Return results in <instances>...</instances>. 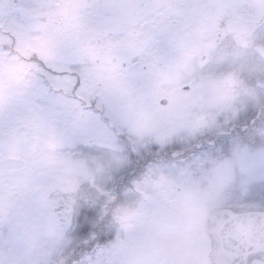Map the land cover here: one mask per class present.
Returning <instances> with one entry per match:
<instances>
[{
  "label": "rangeland",
  "instance_id": "374dc122",
  "mask_svg": "<svg viewBox=\"0 0 264 264\" xmlns=\"http://www.w3.org/2000/svg\"><path fill=\"white\" fill-rule=\"evenodd\" d=\"M165 2H119L135 17L130 32L106 35L99 0H0V20L26 5L19 33L0 32V264H60L83 245L54 209L61 199L77 211L83 199L114 202L108 193L130 170V148L149 154L169 137L191 145L250 108L261 118L264 0ZM35 52L45 61L70 53L95 77L112 113L103 130L72 105L59 122L40 112L8 120L36 86L21 57ZM249 137L146 171L113 208L114 244L88 247L77 264H198L225 208L261 209L264 135Z\"/></svg>",
  "mask_w": 264,
  "mask_h": 264
},
{
  "label": "trees",
  "instance_id": "16d2710c",
  "mask_svg": "<svg viewBox=\"0 0 264 264\" xmlns=\"http://www.w3.org/2000/svg\"><path fill=\"white\" fill-rule=\"evenodd\" d=\"M255 112V109L250 108L238 120L229 125L230 127L228 126L218 132L203 134L197 140L192 141L191 145L183 144L178 137H169L165 139V146H161L157 142L153 143L149 154L146 151L143 152L144 154L136 152L132 148L126 151L132 165L126 175L119 176L115 188L108 193V196L114 202L108 201L106 206L100 203L88 205L86 199H83L82 206L75 214L74 225L69 231L70 234L75 235L79 239L83 238V245L60 264H77L82 260H87L88 252L91 250L87 249L88 247L99 248L114 244L116 235L111 228L113 208L124 203L126 199L125 190L133 187L143 177L150 175L152 167L163 160H172V158L176 157L178 159L179 153L185 154V152L196 151L194 153L197 155V153L214 150L218 146L229 147L233 139V131L242 127L243 124L248 123V125H251L250 121L254 117ZM257 117L261 116L257 114ZM249 139L250 137L245 135L242 136L240 141L243 144H247ZM259 192L264 195V187Z\"/></svg>",
  "mask_w": 264,
  "mask_h": 264
},
{
  "label": "snow or ice",
  "instance_id": "6c2138e0",
  "mask_svg": "<svg viewBox=\"0 0 264 264\" xmlns=\"http://www.w3.org/2000/svg\"><path fill=\"white\" fill-rule=\"evenodd\" d=\"M23 3L18 5V15L0 20V32L10 39L19 33L25 23ZM39 71L32 95L13 112L8 120H14L30 112H40L47 119L59 122L63 119V106L72 105L87 111L93 124L103 130L111 119V109L101 103L96 89L95 77L81 67L77 60L65 53L52 61L36 58ZM115 134V128L110 129Z\"/></svg>",
  "mask_w": 264,
  "mask_h": 264
},
{
  "label": "flooded vegetation",
  "instance_id": "af4514ba",
  "mask_svg": "<svg viewBox=\"0 0 264 264\" xmlns=\"http://www.w3.org/2000/svg\"><path fill=\"white\" fill-rule=\"evenodd\" d=\"M121 1H134V0H99L98 9L100 10V19L106 21L103 23L102 20V31L106 35L115 34L116 32H121L125 34L127 31L130 32V23L135 17L130 13L129 15L124 14L122 9L123 6L118 4ZM172 0H166L165 3L169 4ZM57 3H51V7L58 8ZM146 6L145 4H141ZM127 6V5H124ZM121 13L119 15V13ZM119 15V16H117ZM89 16V15H88ZM91 19L90 17H88ZM94 22V21H93ZM126 27H128L126 29ZM37 58V57H36ZM36 61V59H35ZM232 128V127H231ZM261 129V137L264 135V104L261 106V118H254L252 124H243L242 127L235 129L232 136L248 135L252 132L258 133ZM261 212L264 213V195H261ZM242 212L227 213L222 212L223 217L219 219L212 235V248L207 253H200L196 255L198 264H202L201 257L208 259V264H264V243L259 246H253L252 248L248 246L242 252L229 251L224 246L222 238L223 226L233 218V216ZM211 235V234H210Z\"/></svg>",
  "mask_w": 264,
  "mask_h": 264
},
{
  "label": "water",
  "instance_id": "95a60500",
  "mask_svg": "<svg viewBox=\"0 0 264 264\" xmlns=\"http://www.w3.org/2000/svg\"><path fill=\"white\" fill-rule=\"evenodd\" d=\"M264 55V49H259ZM168 99L161 100L163 105L168 103ZM55 213L59 221L65 227L73 222L74 208L72 205L60 200L55 207ZM232 213V210H226ZM222 238L228 250L242 252L248 246H259L264 242V213L254 212L234 216L222 229Z\"/></svg>",
  "mask_w": 264,
  "mask_h": 264
}]
</instances>
